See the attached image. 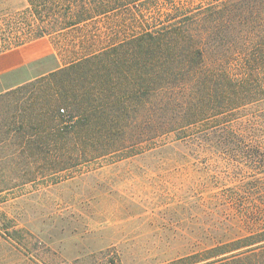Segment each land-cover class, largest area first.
Returning <instances> with one entry per match:
<instances>
[{
	"label": "trees",
	"instance_id": "obj_1",
	"mask_svg": "<svg viewBox=\"0 0 264 264\" xmlns=\"http://www.w3.org/2000/svg\"><path fill=\"white\" fill-rule=\"evenodd\" d=\"M149 2L27 0L25 9L0 16V53L48 38L52 58L65 62L3 93H24L18 100L33 108L29 143L43 158L55 151L54 169L62 171L118 153L134 136L141 142L173 132L227 156L241 172L253 170L251 191L264 197V0L214 2L182 16L167 12L160 22L149 10L137 25L149 28L100 46L84 44L98 34L59 41ZM230 192L244 232L163 264H264V206Z\"/></svg>",
	"mask_w": 264,
	"mask_h": 264
},
{
	"label": "rangeland",
	"instance_id": "obj_2",
	"mask_svg": "<svg viewBox=\"0 0 264 264\" xmlns=\"http://www.w3.org/2000/svg\"><path fill=\"white\" fill-rule=\"evenodd\" d=\"M220 1L226 0H150L58 40L73 44L98 34L84 44L120 42L150 27L137 26L146 11L160 22L167 12L182 16ZM26 7L27 0H0V16ZM34 42L38 54L53 52L48 38ZM64 64L51 55L35 77ZM23 94H0V264H163L244 232L230 190L264 206L263 195L251 191L253 170L241 172L227 156L173 132L141 142L130 132L133 139L118 153L57 171L55 151L43 158L29 143L33 108L18 100Z\"/></svg>",
	"mask_w": 264,
	"mask_h": 264
},
{
	"label": "crops",
	"instance_id": "obj_3",
	"mask_svg": "<svg viewBox=\"0 0 264 264\" xmlns=\"http://www.w3.org/2000/svg\"><path fill=\"white\" fill-rule=\"evenodd\" d=\"M36 45L31 42L0 53V94L35 78V68L52 55L53 52L38 54Z\"/></svg>",
	"mask_w": 264,
	"mask_h": 264
}]
</instances>
